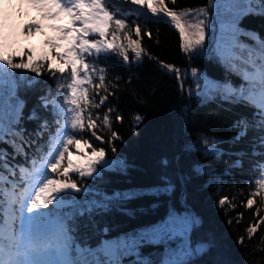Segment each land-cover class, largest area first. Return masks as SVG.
<instances>
[{"label": "snow or ice", "instance_id": "6c2138e0", "mask_svg": "<svg viewBox=\"0 0 264 264\" xmlns=\"http://www.w3.org/2000/svg\"><path fill=\"white\" fill-rule=\"evenodd\" d=\"M242 2L244 7L239 6L241 0H206V6L177 9L167 0H119V6L132 14L165 18L178 33L187 59L215 56L239 77L238 82L222 83L192 67L190 77L195 87H186V70L160 62L164 70L174 74L179 90L189 99L203 103L218 95L251 110L250 116L242 115L234 122L233 127L240 131L232 140L238 143L253 133L251 151L244 153L252 158L255 173L249 181L254 191L245 204L252 209L256 197L264 204V36L241 28L240 22L249 15L264 17V0ZM171 4L176 5L177 0ZM29 9L37 11L40 20L31 17ZM213 9L215 21L210 17ZM45 20L58 21L50 25L56 35L44 40L46 50L37 53L35 48L20 47L21 38L27 40L42 32ZM210 33L211 49L206 44ZM142 34L140 24H130L126 15L111 10L109 0H0V264H194L214 247L212 239L193 243L192 233L202 220L187 209H174L154 224L116 236H110L105 227L95 245L81 238L84 217L91 218L85 226L92 227L97 215L113 208L127 215L129 209L124 205L129 201L175 191V184L167 178L150 189L111 193L84 183L101 179L102 170L126 174L131 166L115 155L119 151L115 142L122 139L112 129L110 117L115 110L108 108L101 116L93 109L103 107L113 94L109 93L105 68L97 67L98 59L115 55L127 64L131 54L140 61L146 54ZM25 73L31 75L26 78ZM45 74L57 83L38 99L40 107L53 116L55 129H50L47 118L35 109L25 117L19 96L21 82L25 89H31ZM189 110L190 104L181 110L183 119ZM25 119L38 121V128L29 133ZM143 119L142 115L134 117L133 132ZM115 121L122 123V116L117 114ZM100 128L106 130L107 138L99 134ZM85 133L90 138H85ZM222 143L198 137L196 144L189 142L183 150L211 157L221 154L217 146ZM109 147L112 159L107 158ZM242 160L238 158L234 167H242ZM162 164L166 167L168 161ZM192 172L207 176L214 174L215 168L201 164ZM228 200L220 198L218 206ZM242 216L238 214L237 221ZM261 225L264 216L247 227L246 237H240L238 243L251 240ZM147 246H162V257H147L142 251Z\"/></svg>", "mask_w": 264, "mask_h": 264}, {"label": "trees", "instance_id": "16d2710c", "mask_svg": "<svg viewBox=\"0 0 264 264\" xmlns=\"http://www.w3.org/2000/svg\"><path fill=\"white\" fill-rule=\"evenodd\" d=\"M167 2L170 7L177 9L206 6V0H177L176 5H172L171 0ZM109 4L114 12L126 15L130 24H140L143 31L140 39L146 54L140 61H136L130 54V62L127 64L115 55H102L98 59L97 67L105 68L109 93L113 94L108 96L103 107L93 109V112L102 116L108 108L115 110L110 117L113 121L112 129L122 138L115 142L119 150L115 155L126 159L131 166L126 174L102 170L101 179L84 183L111 193L127 188L150 189L161 185L163 178H167L175 184V191L163 195L146 194L129 201L124 205L129 209L127 215L113 208L106 214L97 215L92 227L85 226L91 218L84 217L80 221L81 238L95 245L101 239L100 230L105 227L110 229V236H116L154 224L174 209H187L198 214L202 220L201 226L192 233L193 243L205 239L214 240L211 251L194 264H216L218 261L222 264H264V251H257L264 249V225L259 227L251 240L245 238L243 245L238 243L240 237H246L247 227L258 217L264 216V204L260 203V197L255 198L257 203L252 209L245 207L251 191H254L249 182L250 177L255 175L251 170L252 158L244 155L251 151L253 133L249 132L238 143L232 140L240 131L233 127L234 122L242 115L250 116L251 110L230 104L218 95L203 103H198L196 98L189 99L188 95L179 90L174 74L164 70L160 62L172 63L186 70L189 73L185 80L186 87H195V82L190 77L192 67H196L199 73L206 74L207 78L222 83L238 82L239 77L229 72L215 56L187 59L180 49L178 33L165 18L126 12L125 6H119V0L116 3L109 0ZM239 6H245L242 0ZM214 12L215 9L210 12V17L215 21ZM51 24L52 21H49V26ZM240 27L264 36V17L249 15L240 22ZM46 33L47 39L51 38L47 31ZM206 44L212 48L213 33L209 34ZM19 46L35 48L37 53L46 50L44 40L43 43L21 41ZM24 75L27 78L31 74ZM56 83L45 74L40 77L36 87L25 89L21 82L19 90V96L25 105L24 116L27 117L35 109L41 117L47 118L50 129L56 127L53 116L40 107L38 98L46 90L53 89ZM189 104L187 119H183L181 110ZM117 114L122 116V123L115 121ZM136 115H142L144 119L133 132L132 124ZM24 125L31 133L38 128L39 122L25 119ZM98 132L107 138L105 129L100 128ZM84 135L85 138H90L89 133ZM198 137L223 141L217 146L221 149V154L206 157L201 151L185 152L184 145L189 142L196 144ZM44 139H47V133ZM93 142L98 145V142ZM41 148H44L43 141ZM240 157L243 158L242 167H234V162ZM107 158H113L110 147ZM164 160L168 161L166 167L162 164ZM201 164L214 167L215 173L195 175L192 169ZM222 197L229 200L224 206H218ZM232 205H235L234 210ZM240 213L243 216L237 221ZM142 251L153 259H159L163 255L162 246H147Z\"/></svg>", "mask_w": 264, "mask_h": 264}, {"label": "rangeland", "instance_id": "374dc122", "mask_svg": "<svg viewBox=\"0 0 264 264\" xmlns=\"http://www.w3.org/2000/svg\"><path fill=\"white\" fill-rule=\"evenodd\" d=\"M31 17L32 14H30ZM27 17L25 18V22L27 21ZM35 19H40V14L38 12H35ZM46 21H42V23L44 24ZM52 35H56V33L54 31H52ZM46 38V33L42 30V32H36L32 37H29L27 40H24L23 38H21V41H27V42H32V43H43V40Z\"/></svg>", "mask_w": 264, "mask_h": 264}]
</instances>
